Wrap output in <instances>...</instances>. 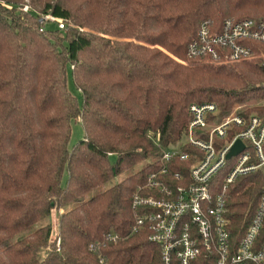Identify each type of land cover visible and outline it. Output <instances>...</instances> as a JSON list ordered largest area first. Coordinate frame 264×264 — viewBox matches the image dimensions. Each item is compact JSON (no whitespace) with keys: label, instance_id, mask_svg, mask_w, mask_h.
I'll list each match as a JSON object with an SVG mask.
<instances>
[{"label":"trees","instance_id":"obj_1","mask_svg":"<svg viewBox=\"0 0 264 264\" xmlns=\"http://www.w3.org/2000/svg\"><path fill=\"white\" fill-rule=\"evenodd\" d=\"M227 19L264 21V0H0V264H164L148 226L132 233L135 194L158 192L145 188L152 175L174 190L190 182L191 162L162 163L161 149L185 140L194 104L220 117L249 104L240 114L264 118L263 61L189 56L203 24L221 30ZM77 121L85 137L70 148ZM263 192L262 173L229 187L235 227ZM62 209L61 249L43 255ZM109 234L122 239L105 243Z\"/></svg>","mask_w":264,"mask_h":264},{"label":"built area","instance_id":"obj_2","mask_svg":"<svg viewBox=\"0 0 264 264\" xmlns=\"http://www.w3.org/2000/svg\"><path fill=\"white\" fill-rule=\"evenodd\" d=\"M40 21L55 19L47 15ZM58 27L64 30L65 24L60 21ZM259 47L264 48V21L227 19L221 30L203 24L190 45L189 56L215 66L264 62V54L257 52ZM190 112L185 140L175 148H162L159 158L167 163L180 155L190 161V182L174 190L157 180V174L152 175L145 188L158 192L142 196L139 190L135 194L133 208L142 213L136 215L132 233L148 226L149 241L160 248L164 264H193L201 257L209 264H264V192L246 227L233 225L227 207L231 185L242 177L264 176V118L240 113L220 117L214 104H194ZM229 134H233L231 140L227 139ZM238 141L244 149L228 158ZM184 146L195 151L183 153ZM166 172L164 169L160 174ZM121 239L109 234L105 243ZM105 243L92 244L91 248L101 253ZM61 245L56 226L45 254L54 248L60 251ZM99 264L109 263L101 256Z\"/></svg>","mask_w":264,"mask_h":264},{"label":"rangeland","instance_id":"obj_3","mask_svg":"<svg viewBox=\"0 0 264 264\" xmlns=\"http://www.w3.org/2000/svg\"><path fill=\"white\" fill-rule=\"evenodd\" d=\"M68 89L69 91L72 93V95L77 98L78 102L80 105H82L83 103V96L82 94L78 91L77 87L75 86L74 82H73V78L70 75L69 77V83H68ZM249 105V104H248ZM248 105H235V107L232 109L231 114H238V113H242L245 108L248 107ZM252 115H256V114H252ZM85 137V131H84V127H83V123L81 121H77V122H73L72 124V135H71V139H70V148H72L74 145L78 144L81 140H83ZM111 161L114 163L117 161V157H112ZM142 166H138L137 168H140ZM136 168V169H137ZM136 169L132 170V173L134 174L136 172ZM66 175L64 176L63 179V183L66 182ZM120 179L116 180V182L120 181ZM64 212V209L62 210H55L52 213L51 216V224H53L54 227H56L59 224V216L61 213ZM44 250L42 251V254L44 255Z\"/></svg>","mask_w":264,"mask_h":264},{"label":"water","instance_id":"obj_4","mask_svg":"<svg viewBox=\"0 0 264 264\" xmlns=\"http://www.w3.org/2000/svg\"><path fill=\"white\" fill-rule=\"evenodd\" d=\"M244 149V145L241 141H238L233 148L231 149V152L228 155V158H231L233 156H236L239 152H241Z\"/></svg>","mask_w":264,"mask_h":264}]
</instances>
